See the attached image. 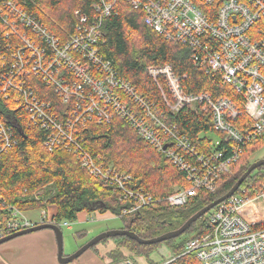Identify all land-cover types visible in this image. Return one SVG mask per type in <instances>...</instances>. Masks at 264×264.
Wrapping results in <instances>:
<instances>
[{"label": "built area", "instance_id": "1", "mask_svg": "<svg viewBox=\"0 0 264 264\" xmlns=\"http://www.w3.org/2000/svg\"><path fill=\"white\" fill-rule=\"evenodd\" d=\"M119 2L141 13L144 25L164 40L189 47L194 66L217 76L237 101L214 99L208 92L185 93L168 65L150 66L148 74L167 83L172 103L166 111L120 78L99 52L105 42L103 20L116 14ZM24 5L0 2V162L17 145L16 134L23 135L21 126L44 131L42 145L49 153H70L119 200L128 201L119 215L124 217L154 203L179 208L200 191L214 193L216 180L231 171L244 147L264 140V0H93L92 15L81 14L73 30L61 35L49 31ZM240 106L249 122L239 125ZM183 110L205 116L223 137L214 141L210 153H199L175 123L174 116ZM116 119L174 165L188 186L154 199L133 189L131 175L93 157L83 130ZM246 192L209 211L204 234L190 239L178 258L192 254L200 264H264V207L255 206L264 205V184L252 198ZM23 213L0 197V239L35 225ZM38 221L71 225L55 224L46 209Z\"/></svg>", "mask_w": 264, "mask_h": 264}, {"label": "trees", "instance_id": "2", "mask_svg": "<svg viewBox=\"0 0 264 264\" xmlns=\"http://www.w3.org/2000/svg\"><path fill=\"white\" fill-rule=\"evenodd\" d=\"M16 1L20 4L24 2L25 10L56 35H61L60 27L71 32L81 14L90 17L93 13L91 8L93 0H47V3L44 0ZM41 7L47 11L41 13ZM74 12L77 13L74 15ZM102 28L105 42L100 46L101 56L112 62L120 78L130 81L141 95L163 110L168 111L172 103L168 86L163 77L153 78L148 74L150 66L162 68L168 65L171 73L179 79L185 93L208 92L214 99L228 97L237 101L226 87L221 86L217 76L205 74L194 66L189 47L164 40L162 36L144 25L141 13L131 10L125 3L119 2L116 14L105 18ZM2 42L0 38V44ZM40 90L44 92V89ZM47 93L49 96H54L52 92ZM240 110L241 116L236 121L239 125L249 122L241 106ZM174 120L182 134L190 140L199 153H210L214 148L212 145L214 141L223 139L221 135L213 132L209 120L203 115H195L183 110L176 117L174 116ZM21 130L22 136L15 133L18 138L17 145L0 162V197L6 204L22 212L45 210L48 206L54 205L57 209L54 216L55 224L74 222L78 213L83 211L99 212V214L110 211L123 222L121 229L128 230L143 240L177 230L199 210L225 195L253 163L249 161L252 154L264 145L263 139L247 144L239 160L232 165L231 173L221 175L216 180L214 193L200 191L183 207L171 208L166 203L160 202L142 208L139 213L121 217L119 216L121 209L128 201H119L111 187L90 176L70 153L62 149L51 154L47 153L42 147L44 131L25 126H21ZM83 139L86 150L93 157L100 156L104 162H114L118 166L116 167L118 171H126V174L132 176L133 189L142 190L154 199L169 196L174 185L184 188L188 186L184 176L176 167L138 138L122 120L116 119L107 125L89 124L83 130ZM49 183H52L55 192L42 196L47 202L42 203V200L34 201L24 197V191L26 193L35 191L43 184ZM263 184L264 165L246 178L236 194H241L242 190L246 189L245 195L252 198ZM206 216L207 214L186 231V233L196 232L191 239L204 234L203 222ZM179 238L148 246L140 245L126 237L110 239L118 247L124 246L145 256L151 261L150 264H161L152 261L150 255L165 244L171 248L172 253L175 252V256H180L189 239L177 247L172 246V242ZM106 240L98 242L90 250ZM108 257L114 262L125 259L119 252H111ZM166 264H199V262L192 254H186Z\"/></svg>", "mask_w": 264, "mask_h": 264}, {"label": "rangeland", "instance_id": "3", "mask_svg": "<svg viewBox=\"0 0 264 264\" xmlns=\"http://www.w3.org/2000/svg\"><path fill=\"white\" fill-rule=\"evenodd\" d=\"M44 2L47 3V0H44ZM40 10H41V13H45L47 11L43 7H41ZM56 11H55V13H56ZM76 13L77 12H74V15ZM51 22L53 23V21H51ZM59 31L67 33V31H65V29L61 28V27L59 28ZM42 147H43V145H42ZM152 148L155 149L154 147H152ZM43 149L47 153H49L44 147H43ZM195 149H196V147H195ZM155 151H156V149H155ZM157 153H159V152H157ZM159 154L162 155L161 153H159ZM261 159H264V145L259 147L252 154L249 161L254 162V161L261 160ZM107 164L110 167H113L114 165H115L114 166L115 168L118 167L114 162H110ZM122 171H124V170H122ZM122 173H127V172L124 171ZM230 173H231V171H229L226 175H229ZM178 188H181V186L180 185H174L172 187V192H174ZM49 192L52 194H54V192H55V190L52 186V183L43 184L39 189H37L35 191L28 192V194L32 199H34V201H41L42 200V203H43V202H47V201H46V199H43L42 196L44 194L45 195L48 194ZM47 199H48V195H47ZM119 201H122V200H119ZM122 202H124V200ZM127 204H124L122 209ZM52 206H54V205H52ZM255 206L257 207V209H259L260 207L261 208L264 207V205H262L261 203H258ZM49 207L50 206H48V208ZM48 208H46V209H48ZM40 210L42 211L43 209H38V210H34V211H32V210L26 211V212H24L23 215L25 217H27L28 219L32 220V222L35 223V226H37L38 224L43 225L44 223L42 224V223H39V221H38V215H39ZM83 212L88 213L87 211H83ZM96 213L99 214V212H96ZM96 213L90 214V217H89V221L91 219H93L94 221L88 222L87 225L82 227V228L75 227V226H73V224H72L70 229H67L66 227L61 228L62 241H63V255H65V256L71 255L77 249H79L81 247V245H83L87 241L93 239V237L97 236L100 233H103L105 231L119 230L123 227V222L119 218L112 217V216H114V214L111 213L110 211H106V213H108V214L103 213L104 215H98ZM137 213H139V211ZM49 215H51V212H49ZM45 224H47V223H45ZM42 231H45V230H42ZM81 232H84V233H81ZM35 233H37V232H35ZM32 234H34V233L27 234L25 236L23 235L22 237L20 236L14 240H11L9 242H6V243L0 245V258L2 259L5 257L3 260V264H18L19 263V261H17V260H18V257L21 256V253H22L21 252V246L26 244L25 240L32 239ZM195 235H196V232H191V233L188 232V233L184 234L183 236H180L181 239L179 238L178 240L173 241L172 246L177 247L183 241L185 242L188 239L190 240L191 238H194ZM8 243H10V244L13 243V244L10 245ZM5 244H8V245H5ZM14 244H16L17 246ZM170 250H171V248L168 245L163 244L157 251L153 252L150 255V259L152 261H155V262H160L161 264L162 263H164V264L169 263V262H171V260H170L171 258H176V259L178 258V256L174 255L175 252L172 253L171 252L172 250L171 251ZM88 251H91L95 255V256H93V258L96 261V264H109V263H111V264H122L126 260L133 262V264H150V262H151L145 256L137 254V252L135 250L132 251L129 248L124 247V246L118 247L117 244H115V242L111 239H107L106 241L96 245V247L94 249H91V250L89 249ZM111 252H119L122 254L123 257H125V259L123 258V260H119V261L114 262L113 259L111 260L108 257V254ZM131 262H129V263H131Z\"/></svg>", "mask_w": 264, "mask_h": 264}, {"label": "water", "instance_id": "4", "mask_svg": "<svg viewBox=\"0 0 264 264\" xmlns=\"http://www.w3.org/2000/svg\"><path fill=\"white\" fill-rule=\"evenodd\" d=\"M264 165V159L258 160L250 164V166L247 168V170L242 174V176L237 180V182L234 184V186L222 197L216 199L215 201L211 202L210 204L206 205L204 208L199 210L197 213H195L193 216H191L180 228L174 231L167 232L159 237L152 238L149 240H143L139 238L134 233L128 231V230H112V231H105L103 233L98 234L97 236L93 237V239L87 241L85 244H83L79 249H77L74 253L68 256L63 255V241H62V232L61 229L54 225V224H43L38 225L32 228H29L27 230H23L20 232H17L15 234L6 236L2 239H0V245L9 242L11 240H14L20 236L35 233L42 230H50L53 232L56 242V248H57V262L59 264H71L75 262L77 259H79L86 251H88L91 247H93L98 242L104 240V239H110L114 237H126L130 240L136 241L140 245H154V244H160L172 239L179 238L183 234L186 233V231L198 220H200L204 215H206L209 211H211L214 207H216L218 204L222 203L226 199L233 196L241 184L246 180V178L257 168Z\"/></svg>", "mask_w": 264, "mask_h": 264}, {"label": "crops", "instance_id": "5", "mask_svg": "<svg viewBox=\"0 0 264 264\" xmlns=\"http://www.w3.org/2000/svg\"><path fill=\"white\" fill-rule=\"evenodd\" d=\"M46 211L48 213L51 211V215L55 216L57 209L55 206H50L48 209H46ZM90 214L92 213H84V212L78 213L76 220L72 222L73 226L82 228L86 226L88 222L94 221L93 219L89 221ZM98 215H104V214H98ZM72 224L67 229H70ZM25 241L26 244L21 246L22 253L21 256L18 257L17 260L19 261L18 264H59L57 262V248H56L55 237L52 231L50 230L39 231L37 233L32 234V239ZM86 252L84 253V255H82V257H80L71 264H96V261L93 258V256L95 255L91 251H86ZM4 258L2 259L0 258V264H3Z\"/></svg>", "mask_w": 264, "mask_h": 264}, {"label": "bare ground", "instance_id": "6", "mask_svg": "<svg viewBox=\"0 0 264 264\" xmlns=\"http://www.w3.org/2000/svg\"><path fill=\"white\" fill-rule=\"evenodd\" d=\"M23 7H24V6H23ZM39 21H40V20H39ZM46 28H47V27H46ZM49 30H50V29H49ZM2 44H3V42L1 43V45H2ZM111 166H112V165H111ZM113 167H114V166H113ZM114 168H115V167H114ZM119 172H120V171H119ZM47 208H48V207H47ZM50 212H51V211H50ZM23 214H24V213H23ZM115 217H116V216H115ZM117 217H118V216H117ZM117 217H116V218H117ZM203 223H204V222H203ZM42 224H43V223H42ZM47 224H48V223H47ZM71 224H72V222H71ZM38 225H41V224H38ZM38 225H37V226H38ZM34 226H35V225H34ZM34 226H33V227H34ZM202 226H203V225H202ZM69 227H70V226H69ZM204 231H205V229H204ZM204 231H203V232H204ZM24 236H25V235H24ZM21 237H22V236H21ZM129 262H131V261H129ZM131 263L133 264V262H131Z\"/></svg>", "mask_w": 264, "mask_h": 264}, {"label": "flooded vegetation", "instance_id": "7", "mask_svg": "<svg viewBox=\"0 0 264 264\" xmlns=\"http://www.w3.org/2000/svg\"><path fill=\"white\" fill-rule=\"evenodd\" d=\"M65 256V255H64ZM68 256V255H67Z\"/></svg>", "mask_w": 264, "mask_h": 264}]
</instances>
